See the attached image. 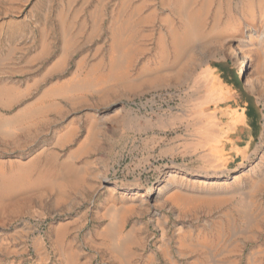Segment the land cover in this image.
<instances>
[{
    "label": "rangeland",
    "instance_id": "rangeland-1",
    "mask_svg": "<svg viewBox=\"0 0 264 264\" xmlns=\"http://www.w3.org/2000/svg\"><path fill=\"white\" fill-rule=\"evenodd\" d=\"M170 2L0 0V162L54 189L0 210V264H264V3L197 0L202 38L177 52ZM200 106L245 159L204 144Z\"/></svg>",
    "mask_w": 264,
    "mask_h": 264
},
{
    "label": "bare ground",
    "instance_id": "bare-ground-1",
    "mask_svg": "<svg viewBox=\"0 0 264 264\" xmlns=\"http://www.w3.org/2000/svg\"><path fill=\"white\" fill-rule=\"evenodd\" d=\"M168 1L170 2V0H168ZM196 1L197 0H173L174 12L177 14V16H178V18L181 21L182 26H183V27L181 26L183 28L181 33H175L174 32L173 38H172L173 39V46H175V50L177 52L180 50H183L184 48L189 47L190 43H193V41L199 40L202 38V31H203L202 20H203V14H205V12L202 14V12H197L193 9V6L195 5ZM255 1H258V5H257L258 7L261 8V6H263L262 4L264 3V0H247V2H248L247 11L252 12L251 9H252L253 3ZM170 4H171V2H170ZM207 5L209 6V4H207ZM258 7H257V9H259ZM242 8H243V6H242ZM263 8H264V6H263ZM202 11H204L203 8H202ZM115 27H116V30H114V31L111 30L112 31L111 32L112 33L111 52L113 54H115L116 51L117 52L121 51L122 48H124V50H125V47H126V46H123V42H125V38L122 36V33L120 34V31L117 30L120 27L119 26L118 27L115 26ZM170 32H172V30ZM252 36L253 35L245 36V38L243 40V44L249 42L251 40ZM260 36H261V38H263L264 32H263V34H260ZM162 44H164V43H162ZM161 47L163 48V46H161ZM179 55H178V57H179ZM234 55H235V53H234ZM176 56H177V54H176ZM246 57L247 56L241 54V57H240L239 61L237 62V68H238L237 77H239L241 72L245 69V66H246L245 64H247V58ZM125 69L126 68L123 66L121 69H119L117 71H118V73H120V72H124ZM110 75L112 77L111 72H110ZM107 79H108L107 77L101 76L99 78L92 79V83L89 82L86 85L88 88H92V87L94 88L97 86H104ZM82 87H85V86H82ZM207 87H209V86L207 85ZM208 97H211V95H208ZM211 99L215 100V101L218 100L217 102L219 103V101L221 100V97L215 96V97H212ZM219 110H220V108H219ZM204 113L205 112L203 110V107L200 106L196 109V111H194V118L197 121L198 120L201 121L199 133L200 134L203 133L202 135H204V136L200 135V137H202L204 144L207 147H209L210 151L212 150L211 147L213 146V144H211V142H209L207 140V138H208L207 134L209 133V131H211L213 134L217 135L215 137L218 138V145H217L218 149H216L215 152H216V154L218 152L220 153L218 156L221 159H225L226 162H230L231 160H234V161L240 160L241 161V160L245 159L246 155H247V151L243 152L240 149V147H238V146L236 147L235 150H233V152L230 151V149L227 148L228 145H226L227 141L224 139V135L221 134L220 132H218L219 127L220 128L222 127L221 126L222 123L216 122L213 126V129L211 130L210 129L211 127H209L210 125H209L208 121L206 120L207 117L204 116ZM10 121H11V119L8 121H0V129L6 125H9ZM233 121H234L233 124L237 122V120H235V118L233 119ZM215 147H216V145H215ZM210 156H213L215 158L214 155H210ZM5 165H7V164H5L4 162H0V210L5 206V208L7 210L17 211L18 209H20L26 205L25 200L29 199V197L34 196V195H40L41 196L45 193H51L54 190L50 186V184L40 180L38 177L33 178L31 176V172L29 170L28 171L27 170H20V171H15V172L12 171L11 174L5 173L6 172ZM167 199L169 201H171L173 204L178 205L179 207H182V208H189V207H192L194 205V203L191 202L189 199H183L177 194H171L167 197ZM121 227H122V222H120V220H119L116 224V227L114 229H112L113 232H112V230L109 231V230L105 229L104 234H103V238L108 243L109 249L112 245L111 241L113 240L115 242L114 243L115 249H110V251L111 252L113 251L116 254H122V249H123V245L121 244L122 243ZM109 232H112L113 236L110 235ZM185 238H186L185 235H183L182 237H179L178 243L183 244V242L185 241ZM65 264H72V263L70 262V260L67 259Z\"/></svg>",
    "mask_w": 264,
    "mask_h": 264
},
{
    "label": "crops",
    "instance_id": "crops-1",
    "mask_svg": "<svg viewBox=\"0 0 264 264\" xmlns=\"http://www.w3.org/2000/svg\"><path fill=\"white\" fill-rule=\"evenodd\" d=\"M171 54V53H170ZM123 55L121 54V57H122ZM118 71H115L114 72V74H113V72H112V77H113V80H121V81H123V80H125V78L127 77V72H120V73H118ZM116 74V75H115ZM115 75V76H114ZM90 83H92V79H91V81H90ZM10 119H12V118H6V119H2V120H0V121H8V120H10Z\"/></svg>",
    "mask_w": 264,
    "mask_h": 264
}]
</instances>
